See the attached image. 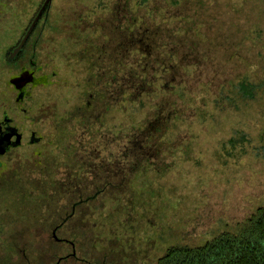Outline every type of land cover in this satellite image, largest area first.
I'll return each instance as SVG.
<instances>
[{
    "label": "rangeland",
    "instance_id": "obj_1",
    "mask_svg": "<svg viewBox=\"0 0 264 264\" xmlns=\"http://www.w3.org/2000/svg\"><path fill=\"white\" fill-rule=\"evenodd\" d=\"M141 1L130 0V7L127 12L132 17L136 13L137 17L135 21H132L133 27H139L138 25H143L145 22L149 26H151V22L153 25L163 24L161 9L166 8V4L170 1L146 0L145 4L139 6L138 3L140 4ZM179 1L181 2V0H176L178 5ZM218 1L220 2L222 16L227 14L226 5L228 3L233 5L235 10H238L236 13L239 17L238 21H229V24H233L230 33L236 38L242 37V44H249L243 49V57H245L246 62L244 64L240 62L239 65L222 71L220 67L214 68L210 62H203L202 60L203 65L193 77L184 74L180 68L176 69L173 66L171 71L174 78L169 79L172 80L170 83H180L181 85H179L181 88L176 90L175 95L169 90L170 93L160 92L161 87L159 86L162 83L159 72L160 67L155 71L152 66L145 65L149 69L147 73L152 80L150 87L153 89L148 91L147 96H138V99L134 95L130 100L120 96L114 107L109 106L108 112L97 121V126L101 127V123H103L101 132L104 133L97 144V148L99 155L106 156V146L108 150L111 149L116 154V151L121 149L126 139L135 137L136 129L149 125L155 119V103L162 102L161 104L164 105V107L161 105L162 112H164L168 103L171 100L173 102L176 98L177 102L174 101L173 104H176L178 108H182L178 122L175 124L172 121L168 122L171 127L166 124L162 125L160 131H164L163 137H158L156 126L151 131L145 130L152 132L153 136L151 138L156 136L155 139L158 141L163 139L165 141V149L162 148L160 151L157 149L156 153H152V156L159 153L155 156L154 162H150L153 163V166L144 162L143 157L146 156L143 155L144 149L140 156L141 151L138 148H129L128 154L139 164L113 167L112 174L114 176L109 180L101 178L104 175V167L99 166L98 177L94 176L91 183L92 187H98L101 194H98L96 199L88 202L85 200L78 201L70 197L69 192L73 191L72 184L75 183L65 182V185H58L52 184V182L44 183L40 179L35 180L36 184L26 183V190H17L16 196L10 194L9 199L1 200L0 218L2 220L16 218V223L11 227L7 226L9 227L7 229L6 225L1 227L0 252L3 253L2 257L9 254L8 247L11 241H14L13 243L17 247L25 248L27 254L31 255L32 252L36 264H42V262L44 264H55L62 255L70 253L69 246L63 249L62 246L54 243L50 237V232L52 226L60 223L65 213L70 212L74 201H78V208L75 214L69 216L71 220L59 231L58 236L65 237L66 235L68 240L72 241L75 239L74 242L79 254H82V250L91 254L94 245L97 247L102 246L101 242H96V239H98L96 237L101 235V232L106 234L105 231L108 230L104 224V219L107 215L110 217L113 214L118 215L116 212L120 209L116 207L117 210L113 211V206L119 202L124 203L132 195L135 200H147L149 205L146 202L147 205L144 208H135V213L137 216L140 215L138 212L142 213L144 217L142 219L143 231L139 233L140 248L144 249L150 257V261L155 260L169 245L202 243L212 234L225 228H231L237 221L246 217L254 209L256 203H264V141L259 139L260 134L264 135V84L261 85L262 82L264 83V0ZM117 2L119 0L52 1L50 22L45 27L42 44L37 52L38 64L43 66L44 73L49 75V85L39 87L32 92L29 103L32 115L41 117L40 113L43 115L50 111L56 112L58 109L57 116L73 115V113L78 112L76 110L77 104L74 101L84 100L82 98L86 94L82 92L84 89L82 82L88 73V66H84L83 62L80 63L77 60V57H79L77 51L80 47L78 45L80 42L77 40L79 33H85V37H88L92 42L94 37L97 36L96 32L105 29L104 23H106V18L110 16L111 12L112 19L117 13H119V18L123 15L119 12L120 7L115 4ZM191 3L184 0L183 4L189 5ZM195 7L185 8L188 16L194 13ZM169 15L171 14L164 16L167 22L165 26L161 24L164 29L162 28L160 33L158 31L157 35L162 34L161 38H166L170 43H174L176 40H171L173 33L170 32L169 26L176 19H170L172 16ZM175 15L178 16L179 13L177 12ZM198 15H202L208 20L213 17L210 15L205 16L201 11ZM126 19L128 20L127 17ZM226 22L222 20L221 25L224 27ZM210 27L214 28L212 25ZM205 33L208 36L215 35L212 30H207ZM190 38L191 36L183 42L189 43ZM66 40L68 43L67 48L63 47ZM97 40L95 39L94 42H97ZM101 42L102 40L99 39L98 44ZM183 42L181 45H183ZM158 43H160L159 40ZM62 49L65 53L64 57L61 56ZM212 50L221 53L220 55L224 51L223 47ZM177 51L179 53L183 52L182 49ZM116 52H120V50ZM148 52L151 54L148 56L150 59L151 56L156 55V59L159 60L162 56L161 52L160 56L159 52L154 51L151 47ZM143 57L144 54L131 50L128 55L129 67L131 65L132 68L137 66L139 71L144 62ZM115 62L124 64L126 62L121 55L115 56L113 67L117 75L115 70L119 66L116 67ZM108 63L110 64L109 59ZM90 64L89 62L88 65ZM170 65L168 64L169 67H171ZM234 70L245 73L248 70L250 73L253 72L250 74V80L258 85L259 90L256 99L249 103L240 104L238 106L239 110L238 108L237 111L231 108L224 110L217 106L214 101L215 96L219 93L217 87ZM189 71H193V69ZM223 77L225 78L222 79ZM180 81L183 84L185 82L187 85H182ZM201 81H205L204 87L199 86ZM181 96L182 99L180 100ZM52 119L50 118L51 123H47V126V120L41 123L38 120L40 124H34L33 128L39 129L46 142L52 145L51 152L57 156L58 150L55 146L57 141H54L57 134L55 129L57 128V122H52ZM127 132L128 134L125 135ZM240 137H245L247 140L242 141ZM231 139L235 140L236 143L231 145L229 143ZM120 140H122L121 144H119ZM116 144L119 145L116 147ZM32 154V152L21 151L18 155L21 157L19 162L24 161L26 157ZM88 155L82 152L78 156L81 157V161H84V159L89 161ZM142 166H145V168H142ZM137 167L145 169V174L138 172ZM161 170L164 172H161ZM91 176L93 177V175ZM28 178L33 177L29 175L24 181H28ZM89 182L90 180L86 184L82 183L80 187L85 195L90 194L93 190L90 189ZM46 185L50 189L55 187L56 192H58L56 189L58 187L61 196H63L61 190L64 189L65 196L57 198L59 196L57 193L56 195L46 194L44 196L41 191ZM113 187H116V190H113ZM7 188V185L3 186L2 190L4 191ZM28 195L30 199H26ZM11 199H14V201L9 211V200ZM10 212L12 213L11 216ZM119 217L124 218L121 213ZM116 218L118 219V217ZM135 218L133 217V221H135ZM79 221L81 222L79 223ZM74 222H78L76 224L80 226L77 230H74L75 227L72 226ZM112 231L115 235L119 234L117 229H112ZM73 232L74 234H72ZM81 233L85 238H88L84 243L80 240L82 238ZM75 234L76 236H74ZM48 235L50 236L48 237ZM120 247L123 250L121 245ZM29 248L31 250H28ZM29 255L28 257L31 259ZM80 257L82 256L80 255ZM82 258L68 260L65 264L94 263L90 256L86 258V260H89L88 263ZM97 260L99 261V259ZM19 262L22 263L20 260ZM115 262L117 263L116 260ZM32 263L34 264L33 260ZM94 264H101V262L95 261Z\"/></svg>",
    "mask_w": 264,
    "mask_h": 264
},
{
    "label": "flooded vegetation",
    "instance_id": "obj_2",
    "mask_svg": "<svg viewBox=\"0 0 264 264\" xmlns=\"http://www.w3.org/2000/svg\"><path fill=\"white\" fill-rule=\"evenodd\" d=\"M44 1L0 0V206L2 205L1 200L9 199L10 194L16 196L17 190H26V183L36 184V179H40L44 183L52 182V184L58 185H65V182L69 184L77 183L76 185L72 184L74 189L69 192L70 197L78 201H92L97 198L98 194H101L98 187H92L91 183L94 176L98 177V167H104V175L101 178L109 180L114 176L112 174L113 167L128 164L129 139H126V142L122 144L121 149L116 151V154L113 150H108L106 146V156L99 155L97 144L104 133L101 132L103 123L100 127L97 126V121L108 112L109 106L114 107L115 102L119 101V97L121 95L124 97V91L128 90V55L130 51L135 50L140 54H144V56L151 55L148 52L150 47L147 46L149 44L148 40L151 42V39L139 32H131L132 26L129 25L126 19L130 0H119L115 4L120 7L119 12L123 15L119 18V13H117L112 19L111 12L110 16L106 18L105 29L96 32L97 36L94 37V40H102L100 44H98V40L97 42H94V40L91 42L88 37H85V33H79L77 40L80 42L78 43L80 47L77 51L79 56L77 60L80 63L83 62L84 66H88V73L83 82L79 81L83 83L84 89L82 92L86 95L84 98L81 97L84 100L74 101L77 104L76 110L78 112L73 113V115L70 114L71 116L66 114L57 116L58 109L56 112L50 111L43 115L40 113L41 117L32 115L29 107L32 92L39 87L49 85V75L44 73L43 66L38 64L37 52L42 44L45 27L50 22L53 0H50L45 6L21 48L14 56L12 55L37 17ZM63 44H61L63 47H68L67 40ZM117 50H120V52H116ZM116 55H121L126 62V64L115 62L116 67L119 66L115 70L117 75L114 74L113 67ZM61 56H65L63 49ZM89 62L90 65H88ZM118 71L123 73V83L122 88L115 92L114 83L119 77ZM115 95L117 96L115 97ZM50 118H53L52 122H57V128H55L57 134L54 139V141H57V144H55L56 150H58L57 156L51 152L52 145L46 142L39 129L33 128L34 124L39 125L41 122H46V120L47 126V123H51ZM38 120L40 123H38ZM21 151L32 152L33 154L26 157L24 161L19 162L21 157L18 155ZM82 152L89 154V161L85 159L81 161V157L78 155ZM29 175L33 178H28L29 180L25 182V178ZM89 180L90 189L94 191L92 190L90 194L85 195L80 187L82 183L86 184ZM6 185L8 188L3 191L2 187ZM54 189L55 187L50 189L46 185L41 193L44 196L46 194L56 195V193L59 195V188H56L58 192ZM61 191L63 196L59 195L57 198L65 196L64 189ZM26 199H30L29 195ZM13 201L14 199L9 200V211ZM78 201H74L70 212L65 213L60 223L52 226L51 236L48 235L55 244L62 246L63 249L70 247V253L62 255L55 264H65L68 260L82 258L77 252L75 239L72 241L68 240L66 235L65 237L58 236L59 231L71 220L69 216L75 214L79 205ZM0 223V230L3 225H6L7 229L16 223V218L13 220L8 218L2 220L0 218ZM76 223L74 222L72 225L75 227L74 230L80 227ZM13 242L11 241L9 244V254L2 257L3 253L0 252V264H33L32 260L36 264L32 252L31 255L27 254L25 248L17 247ZM28 250H31V248ZM28 255L31 256L32 260ZM82 259L86 260V258ZM87 260L85 262L88 263L89 260Z\"/></svg>",
    "mask_w": 264,
    "mask_h": 264
},
{
    "label": "trees",
    "instance_id": "obj_3",
    "mask_svg": "<svg viewBox=\"0 0 264 264\" xmlns=\"http://www.w3.org/2000/svg\"><path fill=\"white\" fill-rule=\"evenodd\" d=\"M169 1L170 2L166 4V8L161 9L163 24L157 23L156 25H153L151 22V26H149L145 22V24L133 28L134 24L132 21L137 19L136 13L133 14L132 17V15L129 16L130 13L126 12V17L128 18L127 21L129 25L132 26L131 32H139L145 37H148V39L150 38L151 43L148 40L149 44L147 46L153 48L154 51L159 52V55L160 52L162 53V56L160 55L161 58L158 57L159 60L156 59V55L154 57L151 56V59L145 55L143 57V65L139 68V71L137 70V66L132 68L131 65L129 67V87L123 94L126 99L130 100L133 95L136 99H138V96H147L149 94L148 91L153 89L150 87L152 80L147 73L149 69L145 67V65L152 66L155 71L160 67V79L162 80V83L159 86L161 87L160 92H171L175 95L176 90L181 88V85L180 83H170L172 80L169 79H172L173 77L171 71L173 66L176 69L180 68L184 74H189L188 76L193 77L197 70L203 65L202 60L203 62H210L211 66L214 68L217 66L220 67L222 71H225L226 69L229 70L231 67L239 65L240 62L243 64L246 62L244 59L245 57H243V49L249 44H242V37L236 38L230 33L233 24H229V21L232 22V20H235L237 22V19H239L236 14L238 10H235L233 5L228 3L226 5L228 9L227 14L222 16L220 2L218 0H185V2H192L189 5L183 4L184 0H181V2L179 1V5L176 0ZM141 2L140 4L137 2L139 6L143 5V3L145 4L146 0H142ZM192 6H196V9L191 16H188V12L185 11V8H192ZM200 11L205 16L210 15L213 17L208 20L206 17L198 15ZM177 12L179 13L178 16L175 15ZM195 13L197 14L194 15ZM168 14H171L169 16H172L170 19H176V21L169 26L170 32L173 33V38L171 40H176L174 43H170L166 38H161L163 36L162 34L157 35V32L159 31L160 33L163 28L161 24L165 26L167 21L166 18L164 19V16H168ZM222 20L227 21L224 23V27L221 25ZM211 25L214 26L213 29L210 27ZM207 30H212L215 32V35H206L205 32ZM190 36L191 41L189 43L183 42ZM158 40L160 43H158ZM182 42L183 45H181ZM222 47L224 49L222 55H220L221 53L212 50ZM183 48L185 49L183 50ZM179 49H182L183 52L179 53L177 51ZM260 57L262 58L263 56L261 55ZM168 64H171V67H169ZM192 69L193 71H189ZM252 73H250L249 70L247 73L242 71L236 72L234 70L231 75L226 76V78L223 77L222 79H225L222 84H219L217 87L219 93L215 96L214 100L217 106L224 110L231 108L237 111L240 104L254 101L259 87L256 83L251 82L250 74ZM122 74V71H118L119 77L114 83L115 92L122 88ZM222 75H224V73H222ZM203 79L205 80V77ZM166 82L167 84H165ZM181 84L184 85L186 83L184 82L183 84V82H181ZM263 84L264 83L262 82L261 85ZM203 85H205V81H201L199 84L201 87H204ZM168 90L170 92H168ZM175 99L174 101L177 102ZM181 99L182 96L180 97V100ZM173 102L171 100L168 103L164 112H162V106L164 107V105L161 104L162 102L158 101L155 103V119H153L149 125L147 124L148 126L146 125L145 127L136 129V132L134 133L135 137L129 139V148H138V150L141 151L140 156L142 155L143 149L145 150L143 151V155L146 156L143 157V159L146 164L154 162L155 156L159 154L157 153L152 156L153 152L156 153L157 149L159 151L162 150V148L165 149L164 139L158 141L155 139L156 136L151 138L153 134L150 131L156 126L155 128H157L156 133L158 134V137H163L162 134L164 131H160L161 126L166 124L168 127H171L168 122L172 121L173 124H175L180 119L179 116L182 108L176 107V104H173ZM259 139L264 141V135L260 134ZM240 140L243 141L247 139L245 137H240ZM121 141L122 140H120L119 144H121ZM229 143L233 145L236 141L231 139ZM118 145L116 144V147ZM133 164L139 163L134 161V158L129 155L128 164H126L125 167ZM150 164L153 166V163ZM142 168H145V166H142ZM137 171L142 174H145L146 172L145 169H140V167H137ZM161 172L164 171L161 170ZM115 188L116 187H113L112 189L116 190ZM130 197L131 198L126 199L124 203L118 201L119 203L113 206V211L115 209L117 210L116 207L120 209L116 212L118 215L113 214L112 217L107 215L104 219V224L108 230L105 231L106 234L101 232V235L96 237L98 238L96 239V242H101L102 246L97 247L94 245L91 254L82 250V254L80 255L83 258H88L90 256V259L93 260L94 263L96 261L101 262V264H264V203H256L254 209L249 212L246 217L237 221L231 228H225L220 232L212 234L202 243L194 245H169L155 258V260L150 261V257L145 253L144 249L140 248L141 242L139 233L143 231L142 219L144 217L142 213L138 212V214H140L139 216L135 213V208H144V206L148 204V201L141 199L135 200L133 195ZM146 202L147 204H145ZM125 205L126 207H124ZM120 213L123 214L124 218L119 217ZM116 217H118V219ZM133 217H136L135 221H133ZM112 229H117L120 235L117 233V235H115ZM81 237L83 239L80 238V240H82L83 243L88 239L85 238L82 233ZM136 242L138 245L135 244ZM120 245L123 247V250ZM97 259H99V261Z\"/></svg>",
    "mask_w": 264,
    "mask_h": 264
},
{
    "label": "water",
    "instance_id": "obj_4",
    "mask_svg": "<svg viewBox=\"0 0 264 264\" xmlns=\"http://www.w3.org/2000/svg\"><path fill=\"white\" fill-rule=\"evenodd\" d=\"M49 1H50V0H45V1H44L43 5H42V7H41V9H40V11L38 12L37 17L35 18V20L33 21V23L30 25V27H29V29H28V31H27L25 37L22 39V41L20 42L18 48L15 50V52L13 53L12 56H14V55L16 54V52H18V50L21 48L22 44H23L24 41L26 40L28 34H29V33L31 32V30L33 29V27H34L36 21L38 20L39 16L41 15L42 11L44 10L45 6L48 4ZM18 81H19V80H18Z\"/></svg>",
    "mask_w": 264,
    "mask_h": 264
}]
</instances>
